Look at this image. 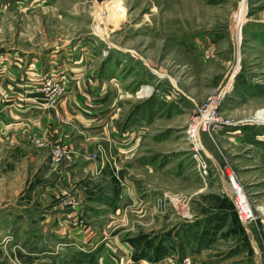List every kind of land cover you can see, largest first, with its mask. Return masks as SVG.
Instances as JSON below:
<instances>
[{
    "label": "rangeland",
    "instance_id": "rangeland-1",
    "mask_svg": "<svg viewBox=\"0 0 264 264\" xmlns=\"http://www.w3.org/2000/svg\"><path fill=\"white\" fill-rule=\"evenodd\" d=\"M10 2L15 3L10 9L0 8V51L8 50L24 58L38 55L40 62L46 55L54 54L51 58L55 59V63H50L53 60L50 58L47 64L54 67L52 71L58 72L64 55H69L68 62L80 58L85 70H90L91 77L99 71L105 77L115 75L116 88L121 90L122 95L129 93V98L123 100L126 105L121 113L124 124L130 121L139 123L148 118L144 109L153 102L155 94L153 91L147 97L144 91L138 94L142 86L153 89L146 84L158 82L156 86L164 84L166 91L170 87L167 84L171 83L184 88L190 86L197 104L190 102L194 112L152 126L153 140L150 141L158 150L166 148L170 151L167 155L173 158L171 149L181 144L184 150H189L190 156L185 158H194L192 148H196V144L185 133L187 126L196 117L198 106L214 91L229 83L221 113L231 120L240 119L249 134L259 136L255 145L258 154L261 151V158L257 157V164L252 165L257 167L255 171L250 168L235 169L225 153L219 158L230 191L228 173H225L227 166L230 167V174L233 171L255 214V219L246 224L238 218L232 194L229 200L222 193L220 184H204L210 173V164L201 150L199 157L205 162V170L194 159L195 165L190 167L188 163L182 178H175L174 170H170L176 166V161L166 163V169H154L153 173H147L150 174L147 181L151 185L149 198L139 205L138 202L131 204L121 200L114 175L94 180L78 175L80 181H77L71 171L69 178L73 181L56 186V210L85 206L94 215L90 217L95 232L94 246L97 244V247L88 249L73 242L70 246L56 247L48 259L46 256H26L17 248H0V264H99V256L107 264H120L114 258L122 254L121 243L124 241L121 236L133 238L132 264H158L168 258L181 259L185 256H189L193 264H207L212 258L218 259L215 264H264V124L251 121L258 110L264 109V0ZM144 76H148L149 81H145ZM60 77L55 82L64 86L65 93L57 103L68 89V82ZM235 95L244 99H239L241 103L232 107ZM57 103L54 109L47 112L54 116L56 124L62 122ZM169 124L181 126L177 129L181 141H176L178 136L170 141L163 140L165 142L155 140L164 135L160 130ZM204 134L207 133L200 132L198 135L201 148ZM209 136L213 143L216 141L219 146H229V139L225 142L215 133ZM32 142L43 145L42 139ZM70 143H59L63 152L58 160L53 150L48 154L50 167L60 179V166L66 165V161L72 162L74 156L78 157L79 149L72 147L71 150ZM224 150L229 152L230 148ZM102 153L105 154L95 149L89 155L96 158ZM105 158L113 162L109 155L105 154ZM259 171L261 176L255 178ZM135 173L138 174V171ZM195 176L199 179L196 186L191 179ZM254 179L256 184H252ZM84 186L88 190H83L87 192V197L85 193L83 197L78 194ZM190 189L199 193L188 195ZM112 207H119L117 213ZM92 210L95 213L99 210L98 215ZM232 210H235L239 223L232 216ZM194 223L199 228L202 226L201 233L192 230ZM100 240L102 242L98 243ZM196 241L203 255L197 256Z\"/></svg>",
    "mask_w": 264,
    "mask_h": 264
},
{
    "label": "crops",
    "instance_id": "crops-1",
    "mask_svg": "<svg viewBox=\"0 0 264 264\" xmlns=\"http://www.w3.org/2000/svg\"><path fill=\"white\" fill-rule=\"evenodd\" d=\"M0 1H2L0 8L4 9L7 7L10 9L17 3L10 2L11 0ZM53 56L54 54H48L40 62L38 55L24 58L16 53H9L8 50L0 51V248H17L26 256H46L47 259L49 255H53L56 247L70 246L73 242L88 249L97 247V244L94 246L95 232L90 217L94 215L86 210L85 206L81 205V208L69 206V209L56 210L54 195L56 186L73 181L69 178L71 171L77 181H80L78 175L94 180L105 179L112 174L121 200L131 204L138 202L139 205L149 198L147 196L151 185L147 181L150 175L147 173H153L154 169H166V163L176 161V166L170 170H174L172 172L175 178H182L183 171L189 167L188 163L193 167L197 162L195 157L185 158L189 155V150L186 148L184 150L181 144L171 149L174 152L171 158L167 155L170 151L161 147L158 150L150 141L153 125L175 120L181 115L188 116L194 112L190 102L195 104L196 102L190 86L184 88L171 83L167 84L170 87L166 91L164 84H159L158 87L156 86L158 82L146 84L153 87L149 89L155 94L153 102L144 109L148 113V118H143L139 123L130 121L131 123L124 124L121 113L125 109L124 101L129 98V93L122 95L121 90L116 88L115 75L109 78L101 75L99 71L95 72V77H91L90 70L89 72L85 70L81 59L68 62L69 55H64L65 59L60 62L59 72L52 71L54 67L48 66L47 63ZM50 63L54 64L55 59ZM51 73L55 74L56 78L61 76L68 82L65 96L56 102L62 121L57 124L54 116L43 108L46 98L44 93L39 91ZM147 78L144 76L145 81H149ZM239 99L244 98L235 95L232 107L241 103ZM230 113L233 115L232 111ZM232 121L239 122L240 119ZM244 126L234 124L213 132L217 138H222L225 142V139H229V146L225 147L219 146L216 141L213 143L211 136L202 135V153L210 164V173L204 184L211 186L220 184L222 193L224 196L227 195L229 200L230 186L223 177L220 156L224 157V153L227 154L235 169L250 168L254 171L257 167L252 165L257 164V157L261 158L259 156L261 151L258 154L255 145V141H259V136L249 134L248 128ZM180 127L167 125L160 130L164 135L158 136L155 140L170 141L169 139L176 138L180 133L177 129ZM171 134H174V137H170ZM41 139L43 141L41 146L32 142ZM78 139L85 141L86 144ZM177 140L181 141V137L178 136ZM70 141L71 150L72 147L79 149L78 157L74 156L72 162L66 161V165L60 166L58 169L62 176L60 179L50 167L48 154L54 146H60L59 143ZM228 147L229 152L224 150ZM95 149L109 155L114 167L110 160L105 158L104 153L96 158L89 155ZM67 165L70 166L69 169L66 168ZM256 176H261L260 171L255 174V178ZM191 179L195 181L194 186L199 183L196 176L195 179ZM256 181L254 179L252 184H256ZM83 190H87L86 186L79 190L78 194L82 197L85 193ZM198 193V190L190 189L188 195ZM85 196H88L87 192ZM112 208L115 213L119 210V207ZM96 211L93 213L98 215L99 210ZM234 211L232 210V216L238 222ZM192 230L201 233L203 228L194 223ZM207 231L208 229L205 230ZM63 238L69 240L61 241ZM120 239L124 241L121 243L122 254L114 259L120 264H132L133 238L121 236ZM194 246L197 256L203 255L197 241ZM97 260L99 264H107L100 256ZM213 262L215 264L218 259L212 258L206 263Z\"/></svg>",
    "mask_w": 264,
    "mask_h": 264
},
{
    "label": "built area",
    "instance_id": "built-area-1",
    "mask_svg": "<svg viewBox=\"0 0 264 264\" xmlns=\"http://www.w3.org/2000/svg\"><path fill=\"white\" fill-rule=\"evenodd\" d=\"M55 80L56 77L51 75L50 78L45 80L43 88L39 89L40 92L44 93L46 98V102L43 104L45 106L43 108L47 111L54 109V104L59 97L63 96L65 93L64 86L56 83ZM229 87V83H227L220 90L214 91L202 105L198 106L196 117L192 119L191 124L187 126V130L185 131L187 136L190 139H193L196 144V148H192L194 151L193 156L197 163L201 164L203 170H205L206 165L205 162L201 160V157H199V150L202 151L201 145L198 143V141L200 142L198 136L199 133L203 132L211 135L213 132L221 131L225 127H230L234 124H243L242 122H234L225 118L221 113V106L229 91ZM195 135H197L196 139ZM52 150L55 158L57 160L60 159L63 150L59 146H54ZM229 168V166L225 168V173L229 174H227V177L231 184V194L233 195L232 201L239 220L241 223L246 224L255 219V214L253 213L251 205L247 201L242 187L236 182L237 180L234 178L233 171L231 170V174L229 173ZM202 173H205V171ZM158 264H193V261L189 256H185L181 259L168 258Z\"/></svg>",
    "mask_w": 264,
    "mask_h": 264
},
{
    "label": "bare ground",
    "instance_id": "bare-ground-1",
    "mask_svg": "<svg viewBox=\"0 0 264 264\" xmlns=\"http://www.w3.org/2000/svg\"><path fill=\"white\" fill-rule=\"evenodd\" d=\"M96 27H98V24H97V26ZM139 90H141L140 92H138V94H143V91L145 92L144 94H145V96L147 97V95H149L150 94V89H149V87H146V86H142V88L141 89H139ZM149 92V93H148ZM148 93V94H147ZM251 121H253V122H255V123H258V124H264V109H260V110H258L256 113H255V115L253 116V119L251 120Z\"/></svg>",
    "mask_w": 264,
    "mask_h": 264
}]
</instances>
